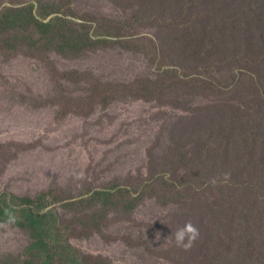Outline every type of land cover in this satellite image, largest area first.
<instances>
[{
	"label": "rangeland",
	"instance_id": "obj_1",
	"mask_svg": "<svg viewBox=\"0 0 264 264\" xmlns=\"http://www.w3.org/2000/svg\"><path fill=\"white\" fill-rule=\"evenodd\" d=\"M247 3L0 0V194L52 213L82 264H264V20ZM187 221L184 251L167 238ZM33 244L0 224V264L72 263Z\"/></svg>",
	"mask_w": 264,
	"mask_h": 264
},
{
	"label": "trees",
	"instance_id": "obj_2",
	"mask_svg": "<svg viewBox=\"0 0 264 264\" xmlns=\"http://www.w3.org/2000/svg\"><path fill=\"white\" fill-rule=\"evenodd\" d=\"M244 2H249L246 6H250L251 11L247 10V18L253 21L264 20V0H243ZM8 12L0 16V30H4L9 22L7 21L6 15ZM239 15L236 14V18ZM47 27V25H44ZM264 29H262V37L264 38ZM258 30H252V35L255 36ZM261 34V33H259ZM126 88L123 87V90ZM97 196H101L98 194ZM93 201V200H92ZM45 210L37 209L36 203L30 199L19 198L10 194H0V224H10L17 223V225L31 233L33 238L34 249L46 250L48 253L50 250L52 252H62L70 254L71 264H82L79 259V255H76L70 246L62 241L63 237L60 233L59 236H55L54 230L56 229V220L52 213H44ZM88 259H82V262H87Z\"/></svg>",
	"mask_w": 264,
	"mask_h": 264
},
{
	"label": "clouds",
	"instance_id": "obj_3",
	"mask_svg": "<svg viewBox=\"0 0 264 264\" xmlns=\"http://www.w3.org/2000/svg\"><path fill=\"white\" fill-rule=\"evenodd\" d=\"M200 232L191 221H187L182 227L176 229L174 233L167 238L169 241H173L175 246L181 248L184 251L190 250L197 239H199ZM160 238V234L157 233L156 239Z\"/></svg>",
	"mask_w": 264,
	"mask_h": 264
}]
</instances>
